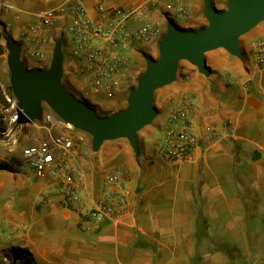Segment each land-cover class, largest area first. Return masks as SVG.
<instances>
[{"label": "crops", "instance_id": "0c3cea01", "mask_svg": "<svg viewBox=\"0 0 264 264\" xmlns=\"http://www.w3.org/2000/svg\"><path fill=\"white\" fill-rule=\"evenodd\" d=\"M81 1L94 13L100 2L130 10L147 0ZM180 1L191 12L185 29L206 26L201 0ZM65 2L0 0V28L11 32L22 55H27L30 42L20 40V31L36 24L41 11ZM213 2L223 10L228 0ZM52 39L65 40L59 30L52 33ZM45 50L47 63L54 44L49 43ZM67 53L72 56L69 45ZM67 53L64 73L72 59L69 61ZM220 57L225 59L220 62ZM27 58L24 62L29 70L40 69ZM210 66L217 72L203 80L194 79L185 92L199 102V135L207 136L211 130L217 134L203 140L185 162L165 160L155 151L169 114L145 138V144H140L138 154L124 142L103 152L104 158L120 157L127 169L125 186L131 192L127 214L96 226L59 194L45 200L41 191L36 193L35 202L41 205L37 210L25 198L24 205L11 207L10 188H0L2 217L25 232L42 264H264V68L232 55H218ZM225 73L252 83L248 89L229 86ZM73 74L68 78L70 86L83 94L81 78ZM26 187L23 181L20 191L28 192ZM90 190L85 189L88 201L95 192ZM95 193L98 196V187Z\"/></svg>", "mask_w": 264, "mask_h": 264}, {"label": "built area", "instance_id": "2783aa9c", "mask_svg": "<svg viewBox=\"0 0 264 264\" xmlns=\"http://www.w3.org/2000/svg\"><path fill=\"white\" fill-rule=\"evenodd\" d=\"M150 14L148 2L130 10L99 3L91 13L83 2L67 0L57 8L41 11L39 21L25 26L19 38L30 42L25 53L43 62L47 59L45 48L51 42L56 43L52 33L59 30L66 40L61 39L62 43L72 47L70 67L81 78L84 95L89 98L114 96L129 77V50L161 37V29L150 19ZM174 15L176 19L187 18L189 12L180 3ZM141 16L148 19L145 25L130 30L129 22ZM243 57L256 67L264 68V38L253 42ZM225 78L229 84L245 89L252 83L251 79L242 82L232 76ZM169 106V117L155 142V151L165 160L185 162L203 140L210 139L217 132L211 130L207 136L199 135V102L196 98L186 94L174 96ZM20 117L19 102L13 94L5 95L0 106V122L6 123L12 132L18 128ZM54 122L55 115L51 110L44 114L42 123L50 126ZM74 152V139L62 134L25 148L22 157L37 179L50 183L70 206L85 212L94 225L101 226L111 217L127 214L131 207V192L125 186L127 169L118 167L106 173L98 185V196L88 201L85 183L75 165Z\"/></svg>", "mask_w": 264, "mask_h": 264}, {"label": "rangeland", "instance_id": "374dc122", "mask_svg": "<svg viewBox=\"0 0 264 264\" xmlns=\"http://www.w3.org/2000/svg\"><path fill=\"white\" fill-rule=\"evenodd\" d=\"M67 1V0H66ZM81 1V0H78ZM215 1V0H214ZM82 2V1H81ZM150 5V19L159 25L161 29V37L153 40L151 43H146L138 46L134 49L129 50L130 67L129 77L122 87V89L114 96L101 95L96 98H89L84 95L85 88L82 86V93L80 94L77 90L71 88L68 78L74 75V71H70V66H65V73L63 75L62 84L65 86L67 91L78 100L88 105L93 109L100 118H109L121 111H124L128 107V97L131 91L138 88L139 79L145 73L147 68V60H159V44L162 38L167 33V25L169 22H173L180 30L200 32L209 27L207 20L206 26L202 28H190L185 29L184 22L187 18L191 17V12L188 6L180 0H147L145 3ZM204 4V1L201 0ZM101 3V2H100ZM182 3L189 12L187 18L176 19L174 11L177 6ZM213 6L216 10L224 12L227 10V6L223 10L216 8L215 3ZM104 4V3H103ZM228 4V3H227ZM137 6V5H136ZM135 6V7H136ZM134 8V7H133ZM203 15L205 13L203 12ZM148 21L146 16L135 17L129 24L130 30L135 31L140 29ZM129 22V23H130ZM0 24H1V13H0ZM11 38V32L5 31L0 28V106L4 101V96L13 94L11 85V74L8 67V55L9 52L6 49V38ZM264 38V22H261L254 29L247 34L239 37L240 47L244 53H246V47L252 43L255 39ZM64 54L67 53L68 44L62 43ZM56 43L54 44L55 47ZM143 45H147L146 47ZM151 45V46H149ZM230 54L225 49H218L211 51L205 55L207 66L210 67L211 75L217 72L216 67L210 66L215 57L218 55L229 56ZM68 55V53H67ZM69 56V55H68ZM233 56V55H232ZM28 56L22 55L23 62L26 61ZM72 56H69V61ZM225 58L220 57L218 60L221 62ZM34 62L39 64L40 69L29 70V64H25V67L29 71H45L49 69L51 61L48 60L40 62L32 59ZM200 75V76H199ZM76 76V75H75ZM202 76V77H201ZM225 76H232L230 73H225ZM233 77V76H232ZM205 78L198 72V69L190 64L188 61H182L179 65L177 72V79L174 83L159 89L155 92L153 107L157 112V116L154 122L145 127L138 133V145L145 144V138L150 137L154 134V127L157 126L161 119L168 117L170 110V100L174 96L189 95L186 91V87L191 89V85L194 79ZM225 78V77H224ZM236 78V77H235ZM226 79V78H225ZM227 85L229 82L226 80ZM44 114L50 111V109L44 105ZM62 134L70 135L75 141V152L74 159L75 165L78 170L80 178L83 179L85 186L90 190V187L95 190L102 179V177L118 167H124L121 158H114L109 156H102L105 150L109 149V146L124 142L129 145L126 139H120L116 141H110L104 143L99 152L95 153L92 150V137L86 132L77 130L70 125L65 124L60 119L54 122L52 125H45L42 121H35L34 123H25L20 125L18 128L12 129L9 132V128L6 123L0 122V188H10V206H18L19 204L24 205L23 200H29V205L36 207L37 210L41 209V205L36 203V197L34 195L41 191L42 199H50L54 196H58L51 184L37 179L33 172L25 164L22 152L25 148L39 144L41 141L48 139L50 136H58ZM130 150L134 152L132 147L129 145ZM124 156V155H122ZM25 181L29 191H20V184ZM4 185V186H3ZM91 189V190H92ZM90 190V191H91ZM1 191V190H0ZM92 193L91 200L96 199V193ZM25 193V194H24ZM28 193V194H27ZM0 193V203L2 201ZM40 200V199H39ZM90 201V200H89ZM28 204V203H27ZM16 208V207H15ZM2 207L0 205V264H42L40 259L35 255L31 240L26 236L25 232L21 231L17 226H13L8 220L2 217Z\"/></svg>", "mask_w": 264, "mask_h": 264}, {"label": "water", "instance_id": "95a60500", "mask_svg": "<svg viewBox=\"0 0 264 264\" xmlns=\"http://www.w3.org/2000/svg\"><path fill=\"white\" fill-rule=\"evenodd\" d=\"M203 1L209 27L200 32L183 31L169 22L167 33L159 44V60H147L138 88L129 94L127 109L109 118H100L62 84L64 53L61 40L56 42L49 69L29 71L22 60L21 45L7 37L12 91L21 111L17 126L42 121L46 105L54 113L55 121L60 119L89 134L93 152H99L106 142L126 139L138 154V133L151 125L157 116L153 107L155 92L176 81L180 63L188 61L201 75L210 77L205 55L225 49L243 59L239 37L264 22V0H228L224 12L216 10L212 0Z\"/></svg>", "mask_w": 264, "mask_h": 264}]
</instances>
